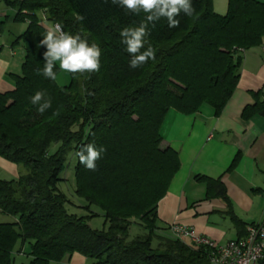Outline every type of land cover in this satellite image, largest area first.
<instances>
[{
  "label": "trees",
  "instance_id": "16d2710c",
  "mask_svg": "<svg viewBox=\"0 0 264 264\" xmlns=\"http://www.w3.org/2000/svg\"><path fill=\"white\" fill-rule=\"evenodd\" d=\"M0 3L13 10L14 23L27 24L11 41L22 48L21 74L11 75L12 91L0 93V157L24 169L16 179H0V212L16 218L0 223V264H15L26 243L29 264H61L75 253L94 264H210L207 249L176 240L159 225L158 205L180 169L177 152L162 148L161 127L170 110L223 111L237 88L243 53L264 42V3L228 0L220 15L213 0H192L194 14L181 13L178 27L169 28L164 18L149 24L145 49L150 44L155 59L136 69L129 67L120 31L138 26L143 13L129 14L111 0ZM8 19H0V36ZM56 23L100 47L99 72L70 73L65 86L43 76L46 48L39 42L46 25ZM54 71L58 77L57 63ZM37 91L51 98L43 114L30 101ZM254 97L244 121L264 116V93ZM87 144L106 148L96 171L75 155ZM72 155L75 195L86 202V216L69 212L73 204L60 187ZM196 179L206 183L207 199L229 202L220 180ZM100 215L105 227L92 229ZM228 215L241 234L242 222Z\"/></svg>",
  "mask_w": 264,
  "mask_h": 264
},
{
  "label": "crops",
  "instance_id": "0c3cea01",
  "mask_svg": "<svg viewBox=\"0 0 264 264\" xmlns=\"http://www.w3.org/2000/svg\"><path fill=\"white\" fill-rule=\"evenodd\" d=\"M213 6L217 14L225 15L228 0H213ZM9 11L14 14L10 8L1 9L0 19L9 16ZM23 32L18 31V35ZM1 42L0 93H5L14 89L11 75L19 74L20 65L16 47L11 42ZM263 47L264 42L243 53L237 88L219 115L215 116L206 106L193 115L175 110L167 113L161 127L162 148L177 152L180 169L158 205L162 228L183 225L225 245L245 237L248 226L264 223V116L242 119L244 109L255 103L254 94L264 93ZM22 173L19 166L0 157V179L9 181ZM198 176L220 180L229 202L207 199L206 183L198 181ZM228 212L242 222L245 229L241 234ZM0 220L7 223L15 222L16 218L0 212ZM23 248L20 254H25ZM61 264L94 263L75 253Z\"/></svg>",
  "mask_w": 264,
  "mask_h": 264
},
{
  "label": "clouds",
  "instance_id": "9594fccd",
  "mask_svg": "<svg viewBox=\"0 0 264 264\" xmlns=\"http://www.w3.org/2000/svg\"><path fill=\"white\" fill-rule=\"evenodd\" d=\"M111 2L124 8L129 14H144L138 26L125 27L120 31L121 43L126 46L125 51L131 56L129 67L132 69L155 59V49L150 44L145 49V44L148 43L147 37L150 35L149 24L155 26L156 22L164 18L169 28H175L180 24L177 17L181 13L192 16L195 12L192 0H111ZM84 19V16L77 15V20ZM46 29V35L39 42L41 47L46 48L43 53L45 65L42 74L44 77L53 81L57 79L54 71L57 61L62 71L74 75L100 71L101 49L96 43L89 44L88 39L81 34L64 31L59 23L48 24ZM40 71L38 70V73ZM30 101L33 105H38L37 111L40 114L51 107V98L47 97L44 91H37L30 97ZM105 152L106 148L103 146L97 148L94 144H87L75 155L88 170L96 171V162Z\"/></svg>",
  "mask_w": 264,
  "mask_h": 264
},
{
  "label": "built area",
  "instance_id": "2783aa9c",
  "mask_svg": "<svg viewBox=\"0 0 264 264\" xmlns=\"http://www.w3.org/2000/svg\"><path fill=\"white\" fill-rule=\"evenodd\" d=\"M169 232L176 240L207 249L210 264H261L264 259V223L248 226L245 237L225 245L179 224L171 225Z\"/></svg>",
  "mask_w": 264,
  "mask_h": 264
},
{
  "label": "rangeland",
  "instance_id": "374dc122",
  "mask_svg": "<svg viewBox=\"0 0 264 264\" xmlns=\"http://www.w3.org/2000/svg\"><path fill=\"white\" fill-rule=\"evenodd\" d=\"M1 9L7 10L8 7L4 3H0V10ZM12 16H13V13L10 12L9 13V19L4 25V32H3V35L0 39V42L3 40V41H8V43H10L16 37L14 35H18V31L23 32V31H25L24 29H26L27 25L25 23H14ZM2 18H3L2 20H4V17H2ZM11 34H14V35L12 36ZM16 49H17L18 54H19V65H20V70L18 73L21 74V67H22L21 65L23 62L22 61L23 60L22 48L17 46ZM56 63L59 66V62L57 61ZM70 78H71L70 72H64L60 69L59 75L57 77V83L60 86H65V85L69 84ZM56 149H57V147H53L51 149V151L54 152ZM75 164H76V160H75V157L72 155L69 157V161L67 163L66 170L63 174L64 181L61 183L60 187H61L62 191L67 195V197L70 199V201L73 204L72 206L71 205L69 206V212L75 213V214L80 215V216H86V215L90 214V212H88L85 209L86 202L83 199H80L75 195ZM92 211L100 213V211L95 207H92ZM0 223H3V222H0ZM7 223H9V222H7ZM104 223H105V219L103 218V216L100 215V216L94 217L91 220L90 226L92 227V229L102 230L105 227ZM137 233H138L137 228L133 227L131 229V236L133 237ZM18 247L21 248V246H18ZM23 249H24V251H26L25 252L26 254L16 253L15 254V261H14L15 264H29V257L27 256V253L29 252V243H26V245H24ZM53 264H56V263H53Z\"/></svg>",
  "mask_w": 264,
  "mask_h": 264
}]
</instances>
